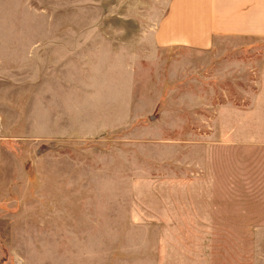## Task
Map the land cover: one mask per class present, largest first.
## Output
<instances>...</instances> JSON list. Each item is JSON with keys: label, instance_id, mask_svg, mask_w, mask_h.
<instances>
[{"label": "rangeland", "instance_id": "rangeland-1", "mask_svg": "<svg viewBox=\"0 0 264 264\" xmlns=\"http://www.w3.org/2000/svg\"><path fill=\"white\" fill-rule=\"evenodd\" d=\"M153 1L137 0L136 7L148 10ZM83 10L79 0H0V264H68L95 254L108 260L116 236L121 248L143 252L174 247L182 231L213 234L209 227H176L175 208L222 201V193H201L207 175L216 177L211 192H222L225 160L257 155L254 146H208L206 129L191 130L206 112L184 106L202 100L176 98V60L192 59L181 47L159 50L166 65H137L134 121L124 128L76 137L68 134L70 122L48 120V100L33 98L32 62H54ZM193 170L205 177L183 178Z\"/></svg>", "mask_w": 264, "mask_h": 264}, {"label": "crops", "instance_id": "crops-1", "mask_svg": "<svg viewBox=\"0 0 264 264\" xmlns=\"http://www.w3.org/2000/svg\"><path fill=\"white\" fill-rule=\"evenodd\" d=\"M79 1L87 10L73 17L71 35L54 62H32L33 98L48 100V120L54 115L70 122L68 134L76 137L124 128L134 121L137 65H166L159 50L181 47L191 50L192 59L176 60V98L202 100L184 106L206 112L204 119L192 120L191 130L206 129L208 146H254L257 155L254 161L242 154L225 160L222 192H211L216 177L207 175L201 193H222V201L175 208L176 227H209L213 234L182 231L174 247L143 252L121 248L116 236L108 260L95 254L68 264H264V0H154L148 10L138 9L137 0ZM255 42L262 47L248 49ZM33 117L40 121V112ZM186 174L205 177L194 170ZM217 227L224 235L215 234Z\"/></svg>", "mask_w": 264, "mask_h": 264}, {"label": "bare ground", "instance_id": "bare-ground-1", "mask_svg": "<svg viewBox=\"0 0 264 264\" xmlns=\"http://www.w3.org/2000/svg\"><path fill=\"white\" fill-rule=\"evenodd\" d=\"M17 263H18V264H21V262H19V259H17Z\"/></svg>", "mask_w": 264, "mask_h": 264}]
</instances>
